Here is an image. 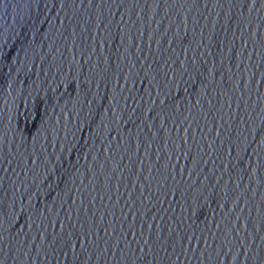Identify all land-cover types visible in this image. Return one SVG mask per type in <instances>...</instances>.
<instances>
[{
  "label": "water",
  "instance_id": "1",
  "mask_svg": "<svg viewBox=\"0 0 264 264\" xmlns=\"http://www.w3.org/2000/svg\"><path fill=\"white\" fill-rule=\"evenodd\" d=\"M264 0H0V264H264Z\"/></svg>",
  "mask_w": 264,
  "mask_h": 264
},
{
  "label": "snow or ice",
  "instance_id": "2",
  "mask_svg": "<svg viewBox=\"0 0 264 264\" xmlns=\"http://www.w3.org/2000/svg\"><path fill=\"white\" fill-rule=\"evenodd\" d=\"M253 3H255V0H253ZM258 134L264 135V129H259L258 130Z\"/></svg>",
  "mask_w": 264,
  "mask_h": 264
}]
</instances>
